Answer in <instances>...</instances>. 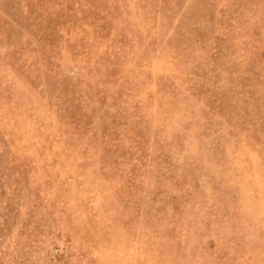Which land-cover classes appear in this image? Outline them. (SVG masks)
Instances as JSON below:
<instances>
[{
  "label": "rangeland",
  "instance_id": "1",
  "mask_svg": "<svg viewBox=\"0 0 264 264\" xmlns=\"http://www.w3.org/2000/svg\"><path fill=\"white\" fill-rule=\"evenodd\" d=\"M0 264H264V0H0Z\"/></svg>",
  "mask_w": 264,
  "mask_h": 264
}]
</instances>
